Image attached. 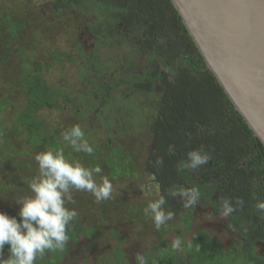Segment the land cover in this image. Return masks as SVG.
<instances>
[{
	"label": "trees",
	"instance_id": "16d2710c",
	"mask_svg": "<svg viewBox=\"0 0 264 264\" xmlns=\"http://www.w3.org/2000/svg\"><path fill=\"white\" fill-rule=\"evenodd\" d=\"M47 8L55 17L67 14L82 20L91 47L83 48L68 33L74 56L55 45L35 48L34 58L26 51L32 47L22 46L18 40L26 24L4 12L0 40L7 44L18 40V44L14 52L0 50V68L17 69L14 78L5 75L2 91L10 96L19 88L23 100L22 107L14 110L11 100L0 99V144L7 140L6 135L24 132L31 151L62 150L67 160L90 169L99 166L113 179L116 173H126L124 169L130 174L137 153L141 155L124 150L123 145L131 144L139 151L146 147L145 140L128 129L136 125L133 117H141L142 123L149 124L152 146L143 162L144 172L157 188L155 200L165 198L162 210L174 213L172 220L181 227L174 230L181 240L180 249L173 250L172 243L159 237L146 249V264H264V210L255 207L264 202V146L208 70L171 1L47 0ZM4 27L7 35L2 34ZM37 36L31 33L32 43ZM65 72L72 76L69 87L57 82ZM64 115L81 122L87 142L97 130L106 134L101 163L93 153L76 152L63 140L67 128L60 118ZM121 132L126 136L123 144L115 138ZM194 149L209 154L208 163L195 170L183 169L187 153ZM159 158L162 164H157ZM188 188H196L200 198L195 206L185 208L181 198L170 192ZM22 190L20 184H0V196L11 197ZM225 200L235 211L221 217ZM108 202V211L102 214L121 223L143 222L144 213L137 206L125 200L119 206L113 200ZM9 209L17 216L18 209ZM201 211L218 216L224 231L231 234L225 248L202 228L192 231L190 241L184 242L183 233L191 231ZM81 221L75 217L70 222L64 251L47 252L35 264H58L79 236L91 244L96 229H86ZM171 227L174 224L168 223L164 230ZM117 233L114 227L110 229V237L117 243L96 264H130L121 251L123 238ZM157 233L159 230L155 232L158 237ZM7 247L4 254L8 255ZM133 264H139V259Z\"/></svg>",
	"mask_w": 264,
	"mask_h": 264
},
{
	"label": "rangeland",
	"instance_id": "374dc122",
	"mask_svg": "<svg viewBox=\"0 0 264 264\" xmlns=\"http://www.w3.org/2000/svg\"><path fill=\"white\" fill-rule=\"evenodd\" d=\"M4 12L11 19H18L26 24V30L21 32L18 40L19 44L22 42L23 45H29L32 47L31 50H26L35 58V48H42L44 46L54 47L55 45L60 50L67 51L70 55L74 56L72 41L68 38V33L71 39L77 38V41L81 44L83 48L91 47V38L83 28L82 20L75 19V17H69L64 14V17L53 16L47 8V0H0V18L4 17ZM73 26V27H72ZM2 34L7 35L5 32V27L2 29ZM35 32L38 36L35 38V42H31L30 35ZM18 40H13L10 43H4L5 40H0V50L5 52L11 50L14 52L16 50ZM104 48L101 51H104ZM111 50H109L110 52ZM39 53V52H38ZM120 53V51H119ZM15 66L0 68V99L8 98L12 101V107L17 110L22 107L23 96L20 93L19 88L10 95L6 96L2 91V84H6L5 75H10L12 78L16 76ZM112 69L114 66H111ZM16 68V67H15ZM110 68V71H112ZM72 81V76L65 72V75L57 78V82L62 87H69ZM8 89V87H7ZM12 87L9 88V91ZM146 97V96H145ZM149 104V103H146ZM10 111V110H9ZM6 115L4 114V117ZM61 122L64 123L66 131H68L74 124L81 125V122L76 119L73 121L67 118L66 115L60 118ZM135 122V127L127 126L132 135H136L139 140L146 143L145 149L139 151V148L135 150L134 146L123 145L124 150H128L131 153L140 152L141 155L137 153V159L131 164L130 174L128 169H124L126 173H116L112 179L107 175V172L92 173L93 179L99 184L102 183L104 178L110 180L113 185V191L111 197L108 200H102L97 202L95 197L88 192L77 191L74 188H70L74 203L69 206V202L66 200L65 206L69 209H75L77 216L82 219L81 223L86 227V229H96L97 235L92 240V243L87 245L88 241L85 236H79L77 243L73 244L72 255L68 256L65 264H94L97 262L99 256L108 257L114 245L117 243L110 237L109 231L113 227L118 232L117 235L123 238L121 243V251H123L128 258L139 259L140 256L145 257L146 249L154 246L159 237L167 241V243H172L176 239L175 229H181L178 222L169 220L166 224L162 225L157 233L158 237L155 235L156 227L151 218V212L145 211L148 203L155 200V195L157 188L153 185V180L150 176L144 172L143 162L146 155L151 150V137L148 130V123H142L141 117H133L131 119ZM95 127H99L95 124ZM87 129V128H85ZM100 129V128H98ZM24 132L20 134H13L11 136L6 135L7 140L0 144V152L3 156L0 157V184H11L12 187H16L20 184L23 190L8 197L4 195L0 196V208H7L4 212L13 215V211L10 210L19 209V205L15 203V200L20 198H26L33 193L27 184L33 179L38 178L39 168L35 161V155L37 152L31 151L30 148L26 146V140ZM105 133L100 129L96 133L92 134V137L88 141L89 145L93 148L94 159L96 162H102V156L106 153V148L103 147L102 139L105 137ZM117 143L123 144L125 142L126 136L121 132L115 137ZM111 144L113 147L116 144ZM90 165H95L91 163ZM89 165V166H90ZM9 189V188H8ZM114 201L116 205L120 203L128 202L130 206H137L139 213H144V220L140 225L136 223L131 224L130 222H119L115 221L110 215L102 214L108 211V201ZM124 200L126 202H124ZM199 209V208H197ZM201 210V209H199ZM200 218L194 219L193 225L191 226V231L188 233H183L182 238L184 242H188L191 239L192 231L196 229H204L210 236L218 241L219 247L225 248L231 239V234L224 231L221 219L218 216H210L209 213L200 212ZM175 220V219H174ZM168 223H173L174 227L172 229L164 230V226ZM170 228V227H169ZM69 260V261H68Z\"/></svg>",
	"mask_w": 264,
	"mask_h": 264
},
{
	"label": "clouds",
	"instance_id": "9594fccd",
	"mask_svg": "<svg viewBox=\"0 0 264 264\" xmlns=\"http://www.w3.org/2000/svg\"><path fill=\"white\" fill-rule=\"evenodd\" d=\"M84 136L79 125L62 133L63 140L76 152L92 154L93 148ZM187 157V161L182 163L183 169L195 170L207 164L209 160V154L199 149L189 151ZM34 158L40 175L29 182L33 195L15 200L20 206L17 216L0 211V264H35L37 258L43 257L47 252L64 251L69 240L68 226L77 216L75 209L65 206L66 200L74 203L70 188L91 193L97 202L108 200L113 191L109 179L104 178L99 184L93 179V171L101 172L99 166L90 169L79 161H69L62 150L43 151ZM162 163L163 159L159 158L157 164ZM170 194L179 196L185 208L195 206L200 198L196 188L172 191ZM165 203V198L161 196L148 203L145 209L146 212L150 210L157 230L174 218V213L162 210ZM255 207L264 210V202H258ZM234 211L225 200L220 215L227 217ZM6 245L8 257L4 259ZM171 247L173 250H179L180 238L173 240ZM139 264H146L143 256L139 257Z\"/></svg>",
	"mask_w": 264,
	"mask_h": 264
},
{
	"label": "water",
	"instance_id": "95a60500",
	"mask_svg": "<svg viewBox=\"0 0 264 264\" xmlns=\"http://www.w3.org/2000/svg\"><path fill=\"white\" fill-rule=\"evenodd\" d=\"M234 109L264 146V0H170Z\"/></svg>",
	"mask_w": 264,
	"mask_h": 264
},
{
	"label": "flooded vegetation",
	"instance_id": "af4514ba",
	"mask_svg": "<svg viewBox=\"0 0 264 264\" xmlns=\"http://www.w3.org/2000/svg\"><path fill=\"white\" fill-rule=\"evenodd\" d=\"M152 147V146H151ZM71 245H73L72 243H71ZM72 255V248H71V250L69 251V253L68 254H66L65 255V257L62 259V261L61 262H59L58 264H65L66 263V260H67V258H68V256H71ZM125 256H126V254H125ZM7 257H8V255L7 254H4V259H7ZM126 259L129 261V263L130 264H133L134 263V258H128V256H126ZM69 261V260H68ZM94 264H96V262L94 263Z\"/></svg>",
	"mask_w": 264,
	"mask_h": 264
}]
</instances>
